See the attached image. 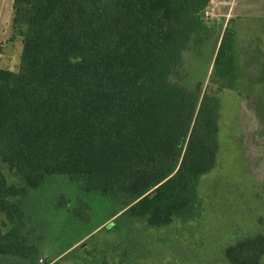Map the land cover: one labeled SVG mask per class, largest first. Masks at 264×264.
<instances>
[{
    "label": "trees",
    "instance_id": "obj_1",
    "mask_svg": "<svg viewBox=\"0 0 264 264\" xmlns=\"http://www.w3.org/2000/svg\"><path fill=\"white\" fill-rule=\"evenodd\" d=\"M210 2L12 1L21 53L16 70L0 67V257L38 252L22 199L52 175L150 226L203 214L199 181L216 163L220 99L180 77L185 52L209 39ZM235 37L229 19L211 70L219 88L235 87ZM81 197L72 212L87 221L91 205ZM224 254L261 264L264 233Z\"/></svg>",
    "mask_w": 264,
    "mask_h": 264
},
{
    "label": "rangeland",
    "instance_id": "obj_2",
    "mask_svg": "<svg viewBox=\"0 0 264 264\" xmlns=\"http://www.w3.org/2000/svg\"><path fill=\"white\" fill-rule=\"evenodd\" d=\"M13 0H0V67L16 70L21 37L11 27ZM214 0L203 18L209 39L184 54L180 83L220 99L215 166L201 176L203 214L154 227L126 216L110 197L80 195L67 175H52L22 199L25 223L38 247L31 257H0V264H233L224 249L264 233V0ZM236 30L235 87L219 88L211 70L227 21ZM12 179V177H10ZM79 196L89 219L72 209ZM81 197V198H82ZM67 200V206L57 204ZM5 216L0 212V222ZM9 224L3 230H7ZM264 264V255L261 259Z\"/></svg>",
    "mask_w": 264,
    "mask_h": 264
},
{
    "label": "crops",
    "instance_id": "obj_3",
    "mask_svg": "<svg viewBox=\"0 0 264 264\" xmlns=\"http://www.w3.org/2000/svg\"><path fill=\"white\" fill-rule=\"evenodd\" d=\"M212 1H214V0H211V2H212ZM225 1L227 2V1H229V0H223L222 2H225ZM211 2H210V3H211ZM209 5H210V4H209ZM208 7H209V6H208ZM208 7H207L205 10L208 11V13H209ZM205 10H204V11H205Z\"/></svg>",
    "mask_w": 264,
    "mask_h": 264
},
{
    "label": "built area",
    "instance_id": "obj_4",
    "mask_svg": "<svg viewBox=\"0 0 264 264\" xmlns=\"http://www.w3.org/2000/svg\"><path fill=\"white\" fill-rule=\"evenodd\" d=\"M204 14L206 15V16H208L209 15V13H208V11H204Z\"/></svg>",
    "mask_w": 264,
    "mask_h": 264
}]
</instances>
